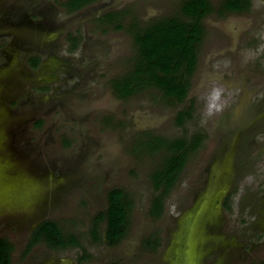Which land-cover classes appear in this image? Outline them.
Segmentation results:
<instances>
[{
  "label": "rangeland",
  "instance_id": "obj_1",
  "mask_svg": "<svg viewBox=\"0 0 264 264\" xmlns=\"http://www.w3.org/2000/svg\"><path fill=\"white\" fill-rule=\"evenodd\" d=\"M65 1L0 0V239L14 245L13 264H78L87 253L85 264L264 260V0H251L242 16L214 12L205 20L183 103L155 88L120 100L111 82L133 66L130 11L147 24L180 14L185 0H101L72 14ZM223 1L210 0L214 11ZM111 12L124 19L108 27L100 19ZM32 56L41 58L37 69ZM192 101L196 111L178 126V112ZM149 133L205 135L155 217L151 175L162 157L139 146ZM235 179L233 213L217 209ZM114 188L132 210L129 232L113 248L104 242L105 223L99 242L91 232ZM45 221L81 246L28 248ZM154 237L153 253L143 242Z\"/></svg>",
  "mask_w": 264,
  "mask_h": 264
},
{
  "label": "trees",
  "instance_id": "obj_2",
  "mask_svg": "<svg viewBox=\"0 0 264 264\" xmlns=\"http://www.w3.org/2000/svg\"><path fill=\"white\" fill-rule=\"evenodd\" d=\"M101 0H66L63 4L69 13H75ZM251 7V0H224L214 11L210 0H185L181 5L180 14L161 17L149 23H143L132 16L131 38L134 43L135 54L132 55V69L119 76L112 83V89L117 98L127 100L141 92L160 90L164 96L175 103H183L188 98L190 81L197 67L200 45L204 41L205 28L202 20L216 12L223 15L225 12L242 13ZM126 15V12H124ZM120 13L105 14L100 22L108 27L120 23L124 18ZM140 19V18H138ZM117 28L121 29L122 25ZM75 43L74 41H71ZM76 44V43H75ZM73 44V48L76 49ZM73 49V50H74ZM32 69L40 67L41 58L32 56L29 59ZM193 101L178 112L176 123L184 126L191 119L194 112ZM39 121L37 126H41ZM147 139L140 142L149 155L161 154V163L152 173L155 190L159 192L152 200L151 215L161 216L164 211L165 197L177 185L180 175L191 155L199 147L200 136H196L195 143L188 142L187 138L177 137L169 139L156 133L147 134ZM108 207L100 212L93 223L92 238L100 241L99 229L105 223L104 242L108 246L119 245L127 236L130 228L132 201L122 189H111L108 192ZM42 243L55 251H64L80 247V241L73 234H66L53 221H45L33 232L28 248ZM143 246L149 252H156L159 246L157 237L147 239ZM26 248V253L29 249ZM14 245L6 238L0 239V264H12ZM91 255L84 254L78 264H85ZM256 264H264L260 261Z\"/></svg>",
  "mask_w": 264,
  "mask_h": 264
},
{
  "label": "flooded vegetation",
  "instance_id": "obj_3",
  "mask_svg": "<svg viewBox=\"0 0 264 264\" xmlns=\"http://www.w3.org/2000/svg\"><path fill=\"white\" fill-rule=\"evenodd\" d=\"M252 2V1H251ZM251 8V7H250ZM250 10V9H249ZM249 10L248 11H244V12H242V13H234V12H225L223 15H220V14H217L218 16H221V17H223L224 15L225 16H228V17H230V16H242V15H244V14H247V13H249ZM214 13V12H213ZM212 13V14H213ZM211 15V14H210ZM207 18H210V16L208 15V17H206V18H204L203 20H202V22H203V24H204V28H205V31L207 32V30H206V27H205V20L207 19ZM206 37V33H205V36H204V38ZM203 38V39H204ZM199 61V57H198V60H197V62ZM41 64H42V62H41ZM40 64V65H41ZM198 65H199V63L197 64V67H196V70H195V72H194V74H193V77H194V75L198 72ZM197 71V72H196ZM192 92V90L190 89V92H189V94ZM189 96V95H188ZM194 108H195V106H194ZM196 111V108H195V110H194V112ZM193 112V113H194ZM192 118V117H191ZM196 136H200V143H199V147L198 148H196V151L194 152V153H191V155L192 154H195L199 149H200V147H201V145H202V143H203V140H204V138H205V135H202L201 133L200 134H195V135H193V136H191L190 138L189 137H187L186 136V138H187V140H188V142H190V143H195V141L197 140V138H196ZM185 137V136H184ZM190 155V156H191ZM238 175H240V174H238ZM236 181H237V179H235V181H234V184L233 185H231L229 188H228V191H225V189H226V187H225V189L223 188V190L219 193V195L217 196V202H216V208L217 209H219L218 207H221V209L222 210H227V211H231L232 213H233V208H234V205L235 204H237V198H235L234 197V193L236 192V188H237V184H236ZM225 192V193H224ZM224 193V194H223ZM236 194H237V192H236ZM240 199H238V201H239ZM253 225H254V228H255V226H256V223H253ZM35 231V230H34ZM30 241H31V239H30ZM29 241V242H30ZM36 245V244H35ZM35 245L33 246V247H35ZM118 246V245H117ZM108 247H113L114 248V246H108ZM26 249V248H25ZM147 250H149V248H147ZM150 251V250H149ZM217 252H218V254H219V252H221V250L220 251H218L217 250ZM14 253V252H13ZM154 253V252H153ZM28 254V253H27ZM248 254V253H247ZM246 255V254H245ZM27 256V255H26ZM92 257V256H91ZM12 264H13V255H12ZM262 261H264V260H262Z\"/></svg>",
  "mask_w": 264,
  "mask_h": 264
}]
</instances>
